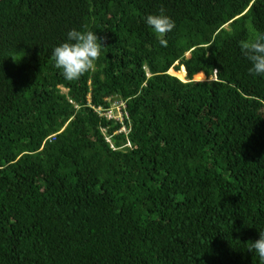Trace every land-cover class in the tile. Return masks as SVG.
Listing matches in <instances>:
<instances>
[{"label": "trees", "instance_id": "1", "mask_svg": "<svg viewBox=\"0 0 264 264\" xmlns=\"http://www.w3.org/2000/svg\"><path fill=\"white\" fill-rule=\"evenodd\" d=\"M250 25L264 0H0V264H264ZM71 29L104 47L67 81Z\"/></svg>", "mask_w": 264, "mask_h": 264}, {"label": "clouds", "instance_id": "2", "mask_svg": "<svg viewBox=\"0 0 264 264\" xmlns=\"http://www.w3.org/2000/svg\"><path fill=\"white\" fill-rule=\"evenodd\" d=\"M144 23L161 37L175 27V21L165 13L164 9H160L157 14L147 15ZM249 32V39L240 44L241 55L251 65L248 69L250 75L264 77V32L256 31L251 25ZM159 43L161 46H167V41L163 38L159 40ZM103 47L102 38L98 37L95 31L71 29L66 33L65 42L55 46L51 55L54 66L62 69L64 79L73 81L94 68V62L101 55ZM248 250L254 251L259 260L264 261V231L259 233L258 239L251 242Z\"/></svg>", "mask_w": 264, "mask_h": 264}, {"label": "rangeland", "instance_id": "3", "mask_svg": "<svg viewBox=\"0 0 264 264\" xmlns=\"http://www.w3.org/2000/svg\"><path fill=\"white\" fill-rule=\"evenodd\" d=\"M170 70H172V71H170V73H172V74H174V75L177 76V71H175L174 69H170ZM184 74H185V73L183 72L182 75L180 76L181 79L184 78ZM177 77H178V76H177ZM205 78H206V76H203L202 79H199L198 77H194V79H196V80H204ZM63 90H64V89H63ZM117 110H118V108L115 107L114 104L112 103V104H111V108H110V110L108 111V116H119V113H117Z\"/></svg>", "mask_w": 264, "mask_h": 264}]
</instances>
